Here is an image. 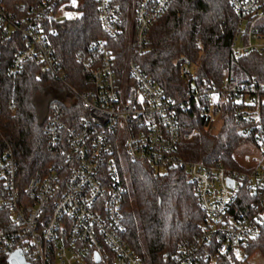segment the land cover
<instances>
[{
    "label": "built area",
    "instance_id": "1",
    "mask_svg": "<svg viewBox=\"0 0 264 264\" xmlns=\"http://www.w3.org/2000/svg\"><path fill=\"white\" fill-rule=\"evenodd\" d=\"M92 1L104 34L125 37L130 53L120 70L113 44L93 42L79 55L85 75L79 90L68 83L52 38L59 26L84 16L85 0H0V83L3 71L14 78L35 64L64 84L82 111L71 122L60 107L50 112L44 134L61 163L23 189L17 158L11 148L5 151L0 212L10 218L0 227V256L20 250L31 264H144L125 240L129 162L158 174L183 169L195 186L206 222L194 240L179 244L172 264H216L220 256L243 262L264 226V81L241 59L264 60V0H229L237 27L227 74L220 86L191 84L181 98L166 96L137 62L173 0H130L128 16L115 0ZM191 71L182 74L189 79ZM229 104L243 143L256 145L262 160L246 156L257 165L238 169L183 158L188 135L181 117L196 108L215 122Z\"/></svg>",
    "mask_w": 264,
    "mask_h": 264
},
{
    "label": "trees",
    "instance_id": "2",
    "mask_svg": "<svg viewBox=\"0 0 264 264\" xmlns=\"http://www.w3.org/2000/svg\"><path fill=\"white\" fill-rule=\"evenodd\" d=\"M115 2L128 16L130 0ZM83 9L81 19L59 26L52 38L68 83L79 89L85 76L79 55L93 42L108 40L113 44L120 70L130 53L125 37L109 39L104 34L92 0H85ZM236 27L237 16L229 0H173L152 26L147 54L137 62L168 97L185 96L193 83L220 86L228 71ZM241 63L252 77L264 81L263 59L251 56ZM186 67L192 70L189 79L182 74ZM0 102V180L3 155L11 148L23 189L31 177L45 175L50 167L61 163V158L49 150L44 134L50 112L60 107L66 122L77 121L82 114L80 103L64 84L42 73L35 64H27L14 78L2 72ZM222 120L221 131L214 133L210 117H202L196 108L183 115L182 129L188 138L180 146V155L188 161L236 168L234 153L243 140L232 105L225 107ZM125 173L129 188L122 209L126 242L144 264H172L179 244L194 240L206 222L194 184L183 169L158 174L146 164L128 162ZM9 218V213L0 212V227H6ZM257 251L264 255V226L250 241L246 258ZM7 259L0 256V264H8ZM216 264L239 263L220 256Z\"/></svg>",
    "mask_w": 264,
    "mask_h": 264
},
{
    "label": "rangeland",
    "instance_id": "3",
    "mask_svg": "<svg viewBox=\"0 0 264 264\" xmlns=\"http://www.w3.org/2000/svg\"><path fill=\"white\" fill-rule=\"evenodd\" d=\"M222 126H223L222 115H221V118L215 120V122H211V130L214 133H219L222 129ZM246 156H249L250 158H258L259 161H261L263 158V155L260 149L256 145L250 142H245V143L242 142L234 153V160L236 161V166H235L236 168L238 169H240V167L251 168L252 165H255V166L257 165L253 161L247 162L245 160ZM123 160L125 161V157ZM239 264H264V255L261 251H257L254 254H252L250 257L248 258L245 257V260Z\"/></svg>",
    "mask_w": 264,
    "mask_h": 264
},
{
    "label": "water",
    "instance_id": "4",
    "mask_svg": "<svg viewBox=\"0 0 264 264\" xmlns=\"http://www.w3.org/2000/svg\"><path fill=\"white\" fill-rule=\"evenodd\" d=\"M231 185H233V182H230ZM8 264H31L28 263L25 259V257L23 256L22 251H15L14 253H12L8 259H7Z\"/></svg>",
    "mask_w": 264,
    "mask_h": 264
}]
</instances>
